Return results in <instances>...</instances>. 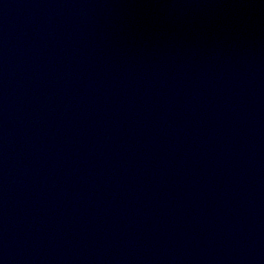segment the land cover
I'll list each match as a JSON object with an SVG mask.
<instances>
[{"label":"water","instance_id":"obj_1","mask_svg":"<svg viewBox=\"0 0 264 264\" xmlns=\"http://www.w3.org/2000/svg\"><path fill=\"white\" fill-rule=\"evenodd\" d=\"M0 264H264V0H0Z\"/></svg>","mask_w":264,"mask_h":264}]
</instances>
